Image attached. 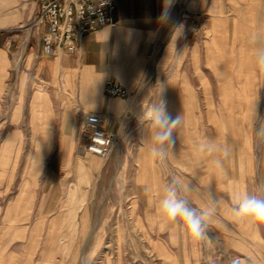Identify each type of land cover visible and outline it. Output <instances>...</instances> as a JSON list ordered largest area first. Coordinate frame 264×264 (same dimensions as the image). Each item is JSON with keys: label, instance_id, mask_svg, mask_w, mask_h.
I'll list each match as a JSON object with an SVG mask.
<instances>
[{"label": "rangeland", "instance_id": "374dc122", "mask_svg": "<svg viewBox=\"0 0 264 264\" xmlns=\"http://www.w3.org/2000/svg\"><path fill=\"white\" fill-rule=\"evenodd\" d=\"M239 30L245 39L236 44L237 56L258 68L244 76L254 102L246 114L231 105V88L240 76L225 58L217 59V74L204 62L202 76L210 88L205 90L203 83L198 93L202 104L197 102L195 68L187 56V89L175 91L182 105L168 106L173 116L182 117L181 124L172 131L174 143L158 146L162 155L151 154L156 129L146 113L166 94L165 82L176 67L172 57L161 77L146 75L132 99L133 116L124 118L109 156L81 153L78 139L73 154L65 156L66 169L58 172L35 169L42 160L28 140H6L18 126L13 122L17 113L9 96L2 105L1 95L0 262L264 264V221L233 211L244 193L264 198V71L257 62L264 50V25ZM18 78L12 69L7 78L12 88L6 92L12 105L29 95L14 89ZM167 97L176 101L174 91ZM52 158L63 156L46 159ZM90 158L96 160L92 165ZM185 185L190 191L183 190ZM169 187H176L178 196L198 211L218 202L204 238L189 237L182 221L162 215L159 202Z\"/></svg>", "mask_w": 264, "mask_h": 264}, {"label": "crops", "instance_id": "0c3cea01", "mask_svg": "<svg viewBox=\"0 0 264 264\" xmlns=\"http://www.w3.org/2000/svg\"><path fill=\"white\" fill-rule=\"evenodd\" d=\"M114 2L116 26H104L84 34L73 52L63 46H53L51 53L43 54L41 36L47 25L29 26L38 12V0H0V96L2 105L9 96V105L17 113L13 122L18 123L5 138L25 139L34 145L35 154L42 160L36 163L37 170L66 169L65 156H71L77 145L81 111L98 114L105 132L120 133L124 118L132 115V99L142 89L146 75L161 77L171 57L176 67L166 80L164 90L167 96L174 91L176 101L171 102L165 94L163 98L168 106L182 105L175 91L187 89L183 65L188 57L195 68L197 102L202 104L198 93L205 83L204 62L217 74L215 65L221 58L232 60V73L240 76L231 88V105L246 114L254 102L253 88L244 76L256 74L258 68L237 56L236 44L245 39L239 28L264 25L263 0H181L180 4L179 0ZM192 20L199 23L198 30L190 28ZM240 59L243 60L239 62ZM12 69L19 77L14 89L23 95L29 94L27 98L16 99L13 105L10 94L6 95L12 88L7 81ZM109 78L125 87L129 95H106L103 84ZM206 84L205 90H208L210 87ZM206 101L211 105L212 97L207 96ZM51 154L63 158L47 161ZM88 161L91 165L96 162L93 158Z\"/></svg>", "mask_w": 264, "mask_h": 264}, {"label": "built area", "instance_id": "2783aa9c", "mask_svg": "<svg viewBox=\"0 0 264 264\" xmlns=\"http://www.w3.org/2000/svg\"><path fill=\"white\" fill-rule=\"evenodd\" d=\"M114 10V0H38V12L29 26L47 25L41 36L43 54L51 53L53 46H63L73 52L84 34L104 26L117 25ZM190 28L198 30L199 23L192 20ZM103 92L113 97L129 95L125 87L111 78L105 80ZM116 134L104 131L98 114L81 111L78 130L81 153L106 159L112 151L114 140H117Z\"/></svg>", "mask_w": 264, "mask_h": 264}, {"label": "clouds", "instance_id": "9594fccd", "mask_svg": "<svg viewBox=\"0 0 264 264\" xmlns=\"http://www.w3.org/2000/svg\"><path fill=\"white\" fill-rule=\"evenodd\" d=\"M167 19V13L164 14ZM258 67L264 71V50H260L257 56ZM148 119L156 131L153 133L151 140L153 146L151 147V154L153 156L162 155V146L166 143H174L172 139V131L181 124L182 117L180 115L173 116L168 110V102L161 97L159 103L151 107L146 113ZM210 147V144H209ZM203 148V146H202ZM229 154L228 149L224 150V156ZM215 164L218 168H222V161L217 159ZM174 184L179 182L174 180ZM185 191H190L188 185L184 186ZM218 202L213 200L210 208L197 210L194 207H189L188 202L178 196L176 187H169L166 194L159 202V207L162 215L170 220L183 222L186 233L193 239H202L207 228V221L211 218L215 211ZM235 215L248 217L250 221H264V198L248 195L244 193L238 201V206L233 209Z\"/></svg>", "mask_w": 264, "mask_h": 264}, {"label": "bare ground", "instance_id": "6f19581e", "mask_svg": "<svg viewBox=\"0 0 264 264\" xmlns=\"http://www.w3.org/2000/svg\"><path fill=\"white\" fill-rule=\"evenodd\" d=\"M181 3V0H179V4ZM262 101V100H261ZM262 108H264V106H262Z\"/></svg>", "mask_w": 264, "mask_h": 264}]
</instances>
